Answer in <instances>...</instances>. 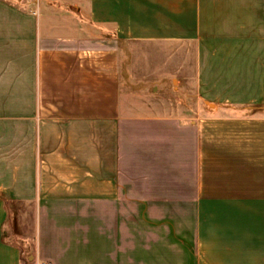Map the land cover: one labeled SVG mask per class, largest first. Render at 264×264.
<instances>
[{
    "label": "crops",
    "instance_id": "crops-1",
    "mask_svg": "<svg viewBox=\"0 0 264 264\" xmlns=\"http://www.w3.org/2000/svg\"><path fill=\"white\" fill-rule=\"evenodd\" d=\"M252 105L264 0H0V264H22L13 202L25 229L33 206L31 264H264Z\"/></svg>",
    "mask_w": 264,
    "mask_h": 264
},
{
    "label": "rangeland",
    "instance_id": "rangeland-1",
    "mask_svg": "<svg viewBox=\"0 0 264 264\" xmlns=\"http://www.w3.org/2000/svg\"><path fill=\"white\" fill-rule=\"evenodd\" d=\"M165 93L164 100L162 105L168 109L170 112H178V114L187 113L185 109H188V105L190 104V100L181 99L179 94ZM170 97V98H168ZM169 100V101H167ZM220 107V105H218ZM217 107L216 104L205 105L204 103L201 105V114H207L211 112V108ZM250 108L247 110H242V113L251 114L252 112L259 114L264 108H260L259 105L249 106ZM208 204L209 210L204 213V217L206 218L207 224L210 229V233L212 237H210L211 251L214 255L220 254V237L218 239L216 233L220 235V211H217V207L220 206V200L217 198H210L206 201ZM25 212H23V226L26 225V229L24 227H20V203H12L10 206V214L8 220L5 225V234L6 237L12 242L20 245L24 250V260L26 264L29 262L28 257L33 255L36 248V223H35V213L33 210V206L29 205ZM25 222L27 224H25Z\"/></svg>",
    "mask_w": 264,
    "mask_h": 264
},
{
    "label": "trees",
    "instance_id": "trees-1",
    "mask_svg": "<svg viewBox=\"0 0 264 264\" xmlns=\"http://www.w3.org/2000/svg\"><path fill=\"white\" fill-rule=\"evenodd\" d=\"M5 237H6V234L4 233ZM7 238V237H6ZM11 241V240H10ZM18 245V244H17ZM20 246V245H19ZM21 247V246H20ZM22 248V247H21ZM22 264H26L25 260H24V254H25V250L22 248ZM28 263L27 264H31L32 262L30 261L29 257H28Z\"/></svg>",
    "mask_w": 264,
    "mask_h": 264
}]
</instances>
